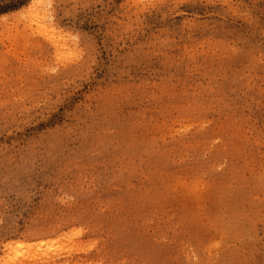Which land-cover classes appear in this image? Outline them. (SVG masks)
Wrapping results in <instances>:
<instances>
[{
  "label": "rangeland",
  "instance_id": "374dc122",
  "mask_svg": "<svg viewBox=\"0 0 264 264\" xmlns=\"http://www.w3.org/2000/svg\"><path fill=\"white\" fill-rule=\"evenodd\" d=\"M18 240L264 264V0H0V264Z\"/></svg>",
  "mask_w": 264,
  "mask_h": 264
},
{
  "label": "bare ground",
  "instance_id": "6f19581e",
  "mask_svg": "<svg viewBox=\"0 0 264 264\" xmlns=\"http://www.w3.org/2000/svg\"><path fill=\"white\" fill-rule=\"evenodd\" d=\"M30 237L34 238L35 235L30 234ZM54 242L55 241L40 240L36 243L37 246H35V248L37 247L38 250H42L45 247H52L51 244H54ZM4 247L3 260L6 264H35L37 261L35 258L39 256L36 257V253L32 252L34 248H30L23 240L10 241L6 243Z\"/></svg>",
  "mask_w": 264,
  "mask_h": 264
}]
</instances>
